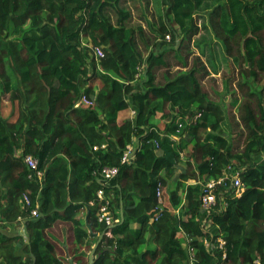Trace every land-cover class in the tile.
Segmentation results:
<instances>
[{"label": "trees", "instance_id": "obj_1", "mask_svg": "<svg viewBox=\"0 0 264 264\" xmlns=\"http://www.w3.org/2000/svg\"><path fill=\"white\" fill-rule=\"evenodd\" d=\"M136 1L0 0V105L17 108L14 120L0 108V264H62L45 237L59 221L78 245L102 233L92 264H264V98L258 120L246 109L245 136L224 92L217 100L203 85L208 65L187 59L200 18L215 12L222 35L239 36L253 79H264V0H152L156 17L133 25L127 3ZM82 96L93 104L76 106ZM127 108L133 116L118 123ZM157 113L168 119L163 132ZM128 144L135 156L124 164ZM230 164L244 191L219 186L204 212L203 184ZM106 165L119 167L108 181L99 176ZM99 189L119 218L112 226L97 221ZM18 225L27 241L8 233Z\"/></svg>", "mask_w": 264, "mask_h": 264}, {"label": "rangeland", "instance_id": "obj_2", "mask_svg": "<svg viewBox=\"0 0 264 264\" xmlns=\"http://www.w3.org/2000/svg\"><path fill=\"white\" fill-rule=\"evenodd\" d=\"M127 5L132 12L130 23L133 25L139 23L145 25V20L141 15L151 21L156 17V7L152 0H150L148 4H146V0H137L136 6H133L131 2L127 3ZM216 16L215 12H211L208 15L205 13L203 19L200 18L202 28L200 32L195 35L196 41L194 44L192 43L190 45V54L187 56L188 63L191 65L193 59L199 57L202 62L208 65L210 74L201 78L203 85L206 86L210 95L217 100H219L220 97L217 96L214 91L218 93L224 92V103L227 104L228 114H231L233 121L236 120V122L240 124L245 132V136H247L250 130L244 116L246 109L250 108L253 110L255 118L257 120L259 118L257 104L260 99L264 98L263 74L258 73L253 79L249 67L242 59L239 36L225 38L217 24ZM260 35L264 43V30L261 31ZM208 41L212 42L213 50L211 47L207 46ZM182 53L186 54V51H182ZM211 62L214 63L217 69L216 71L212 67ZM163 69L160 70V72H163ZM173 69H175V67H173ZM224 80L228 81V90L230 91L231 88H233L235 91L234 93L237 98L236 102H234V96H231L229 92H225L226 90L224 91ZM94 87H99V81H94ZM0 108L4 117L9 118V120H14L16 118L17 108L16 106H12L9 100H2ZM128 114L130 116L133 115V111H129ZM160 115V113H157L153 117L152 123L160 132H163L168 123V119ZM172 137L177 138L176 136ZM172 186L173 184H171V187ZM164 199V203L169 205L168 197L166 196V199ZM164 203H162V205ZM8 233H20L24 238L25 236L28 238L22 225L10 229ZM178 236L181 237L182 234L178 233ZM45 237L54 245L56 255L61 259L62 264H67V260L76 261V259L85 262L87 259L86 256L89 255L90 249L94 246V244H90L92 243L90 239L83 245L76 244L73 240L70 224L65 221H59L47 229L45 231Z\"/></svg>", "mask_w": 264, "mask_h": 264}, {"label": "built area", "instance_id": "obj_3", "mask_svg": "<svg viewBox=\"0 0 264 264\" xmlns=\"http://www.w3.org/2000/svg\"><path fill=\"white\" fill-rule=\"evenodd\" d=\"M168 38V36H167ZM96 53L99 56H102V50L100 48H96ZM144 69V66H139V71H142ZM93 102L89 100L87 97L82 96L76 103V106L78 105H91ZM135 156V147L132 144H128L124 151L122 152L121 156V163H128L131 162L132 159ZM24 162L27 164V166L30 169L36 170L37 169V159L34 158L32 155H25ZM119 167L118 166H103L99 170V176L108 181L115 177L118 174ZM36 175L41 178L43 175V172L41 170H36ZM221 185H229L230 187H233L234 192L237 196H240L241 193L244 191V184L241 181L240 178V169L235 168L233 165H227L225 170L223 171L222 175L218 178H211L205 184L202 186L201 191V209L204 212H209L214 205L216 204L217 200V194L216 189ZM162 194H163V188H159L157 191L158 196V202L159 204H162ZM98 197V210L96 213L97 221L101 223H105L108 226H112L115 223L119 221V218L114 217L113 211L111 209L110 200L109 197L104 195V192L102 189H99L96 193ZM24 199L26 202H28L26 196H24ZM90 204H94L93 201H90ZM225 204V203H224ZM33 215H37V208L32 210ZM157 213L155 212L153 216L151 217V221L154 220L157 217ZM218 242V248H221L224 250L225 246V240L219 236L217 238ZM211 243H208V247ZM213 247V246H212ZM225 255V254H223Z\"/></svg>", "mask_w": 264, "mask_h": 264}, {"label": "water", "instance_id": "obj_4", "mask_svg": "<svg viewBox=\"0 0 264 264\" xmlns=\"http://www.w3.org/2000/svg\"><path fill=\"white\" fill-rule=\"evenodd\" d=\"M120 218H121V220H123L122 205L120 208ZM101 237H102V233L98 235V239H97L96 243L94 244V246L92 247V249L88 255V264H92V262H93L94 251H95L96 246H97L99 240L101 239ZM25 240L26 241L28 240V238L26 236H25ZM32 264H34V262Z\"/></svg>", "mask_w": 264, "mask_h": 264}, {"label": "crops", "instance_id": "obj_5", "mask_svg": "<svg viewBox=\"0 0 264 264\" xmlns=\"http://www.w3.org/2000/svg\"><path fill=\"white\" fill-rule=\"evenodd\" d=\"M131 112V111H133L132 109H129V108H127V109H124V110H121V111H119L118 112V116H117V121H118V123H121L122 121H123V119H125V118H127V117H132L133 115H129L128 113H129V111ZM126 114V115H125ZM133 114H134V112H133ZM134 226H136V225H134Z\"/></svg>", "mask_w": 264, "mask_h": 264}]
</instances>
